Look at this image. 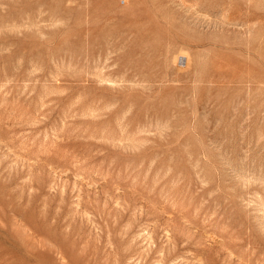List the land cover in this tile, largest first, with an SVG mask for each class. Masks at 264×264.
<instances>
[{"label":"rangeland","instance_id":"374dc122","mask_svg":"<svg viewBox=\"0 0 264 264\" xmlns=\"http://www.w3.org/2000/svg\"><path fill=\"white\" fill-rule=\"evenodd\" d=\"M0 264H264V0H0Z\"/></svg>","mask_w":264,"mask_h":264}]
</instances>
